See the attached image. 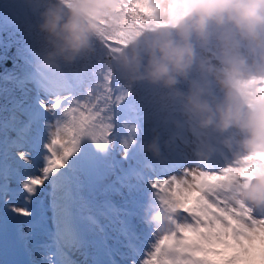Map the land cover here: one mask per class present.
Wrapping results in <instances>:
<instances>
[{
  "label": "clouds",
  "instance_id": "clouds-1",
  "mask_svg": "<svg viewBox=\"0 0 264 264\" xmlns=\"http://www.w3.org/2000/svg\"><path fill=\"white\" fill-rule=\"evenodd\" d=\"M213 28L233 39H221L216 52H198L196 42L206 47ZM35 29L38 70L54 73L102 45L105 79L118 72L128 81L160 85L200 128L237 130L239 137L225 139L234 149L232 161L211 173L228 182L234 204L253 214L264 210V0H43ZM181 81L187 89L178 87ZM141 148L162 154L155 135ZM225 169L231 171L220 175ZM190 194L149 192L144 219L158 239L178 229L179 201L187 207ZM247 264H264V251L257 247Z\"/></svg>",
  "mask_w": 264,
  "mask_h": 264
},
{
  "label": "rangeland",
  "instance_id": "rangeland-1",
  "mask_svg": "<svg viewBox=\"0 0 264 264\" xmlns=\"http://www.w3.org/2000/svg\"><path fill=\"white\" fill-rule=\"evenodd\" d=\"M2 5V0H0ZM18 1L12 2L8 0L5 4L3 1V8H0V27L2 25V16L6 11H16ZM6 18V17H5ZM27 36H29L27 34ZM225 39H233V37L224 36ZM33 40V38H31ZM30 40V37L25 39L24 62L26 63L25 72L26 78L18 80L21 86L20 91L24 99L15 95V92L10 88H6L2 93L6 97V108L14 113L15 121L8 118L2 120L0 125V160L5 155L9 157L15 151L12 147V141L17 138L16 129L21 126L23 122L29 119L28 113L23 111L29 105L35 103V98L39 92L41 99L49 101L56 97L60 99V107L55 109V115L48 111L41 109L43 115L32 125V134L34 135L37 128L46 134V143H50L52 139H58L61 144L71 147L69 141L74 137L79 139L80 148L88 145L93 151L96 150V140L103 141L99 136L94 135L93 132L97 130L102 121L97 120L96 116L91 112L85 115H92V127L86 130V134L80 135L77 132V125L75 117L78 121L82 113L78 104L80 98L76 94L78 92L79 84L81 82L80 74H68L63 67L54 73H46L34 67L35 59V43ZM37 40V39H35ZM34 41V40H33ZM111 44L115 42L110 41ZM242 45V50H244ZM219 46L213 52L218 50ZM206 51L205 48H203ZM115 84L113 87L119 91H113V94H120L121 99H117L119 109L117 110L115 124L111 126V143L108 145L107 161L101 165V171L106 170V164H115L114 169L107 170L102 179L92 177L95 193L98 190L107 189L104 194V199L110 201L116 208H127L135 212V201L148 194L145 192L148 180L160 179L161 181L170 180L173 176L179 181H186L182 183V189H187L190 184H193L192 173L199 175V172H219L227 166L233 159V148H230L225 139L227 137H239L241 134L235 129H229L225 132L215 131L211 133L208 128H200L195 121L185 119L182 111V104L176 114H172L168 119L153 118L150 113L146 117H141L137 112V107L133 108L130 101L129 93L127 96L122 95V85L127 82L118 72L114 77ZM140 84L146 83V80H137ZM136 81V82H137ZM128 83V82H127ZM142 84V87H143ZM77 88V91L74 89ZM164 96V93H160ZM22 97V96H20ZM171 102L173 99L170 97ZM10 102V103H9ZM51 102V101H49ZM19 104L21 107L14 108V104ZM156 105L157 103H153ZM169 104V105H170ZM152 105V104H151ZM167 107L161 108L160 114L167 115ZM59 120L60 133L59 135H52L56 131V121ZM45 120L51 122L53 127L50 129L44 128ZM97 120L98 122H96ZM183 123L182 127L177 128V121ZM156 121V126L160 129V134L157 135L160 140L162 154L160 157H154L150 153L142 150L141 144L145 142L144 137H149L152 132V137L157 133V129L153 130V122ZM7 122V126H6ZM114 124V121H110ZM107 124L105 125V127ZM154 127V129H155ZM151 129V130H149ZM150 131V132H149ZM154 132V133H153ZM95 136V140L93 139ZM156 136V135H155ZM222 145V149L219 145ZM61 144L52 145L51 149L46 150V155L51 156V152L55 151L57 155H62L63 147ZM125 145H127L125 147ZM126 154V155H125ZM79 153H74L70 156L69 162L75 159ZM46 164L41 163L39 168L42 169ZM64 167H68L67 164ZM134 169L140 170L144 173L145 180L137 187L129 189L128 187H120L116 184L115 187L119 191L108 188L116 181L118 175H122L123 171ZM194 169H198L195 170ZM61 171L63 169H60ZM188 170L189 175L185 176L184 172ZM34 176H38L43 180V184L37 186L38 194L34 197L30 204L27 205L31 209V217L17 218V214L10 209H6L3 200L11 199L9 197H0V264H51L48 257L56 251L58 242V226L56 221V214L53 207L52 188L48 181L43 176L42 171L34 172ZM85 180L84 194L87 195L88 177L82 176ZM136 184V181L132 182ZM9 187H15L14 181H9ZM175 188V184L171 186ZM188 199V206L194 203L197 195H200L198 188H192ZM211 200L212 197H206ZM97 203L99 199L95 197ZM102 201V202H103ZM17 206H20L17 203ZM183 216H189L188 213L181 210ZM131 226H135L137 231L140 229L147 230V225L142 224L138 217L133 214L131 216L123 217ZM190 219V216H189ZM101 223L106 225L104 233L98 231L83 233V239L80 244L70 249L69 256L74 264H131V261L126 260L124 253L127 252L126 237L121 232V225L119 222L112 223L107 219L101 218ZM87 222L82 221L80 227L86 228ZM155 239L152 243L154 244ZM63 243V241H60ZM151 249H145L143 254L138 258L141 261L150 259Z\"/></svg>",
  "mask_w": 264,
  "mask_h": 264
},
{
  "label": "snow or ice",
  "instance_id": "snow-or-ice-1",
  "mask_svg": "<svg viewBox=\"0 0 264 264\" xmlns=\"http://www.w3.org/2000/svg\"><path fill=\"white\" fill-rule=\"evenodd\" d=\"M49 101L41 99L38 92L35 103L22 109L28 113L29 119L16 129L17 138L12 141L15 150L13 154L10 157L5 155L0 160V181H2L0 197L11 196V199H4L3 204L6 209L16 213L17 218L31 217L32 211L27 205L38 194L37 186L44 182L38 176H34V172L42 171L52 188L53 207L58 226L56 251L48 257L51 264H74L66 249L80 244L85 231L104 233L106 225L101 223V218L112 223H120V230L126 237L127 252L124 255L131 264H247L257 247L264 251V210L253 214L246 208L234 204L226 195L228 182L218 180L210 172L201 171L199 175L192 173L194 183L187 189L181 187L182 183L187 182L179 181L175 176L170 180H148L145 188L147 194L160 189L183 197L187 192H191L192 188H198L201 193L195 197L191 206L187 204V207H183L184 201H179L183 212L188 213L190 219L189 216L181 214V224L178 229L162 240L158 239L151 225L145 223L148 195L135 201L134 213L127 208H116L108 200L97 203L92 177L102 179L107 170L115 167V164L107 163L106 170L101 171V165L106 163L108 157L111 126L107 125L108 134H105L103 141L96 140L95 151L86 144L81 150L79 139L76 137L69 141L71 147L64 146L58 139L46 143V134L37 128L33 135L32 125L43 115L41 109L55 115V109L60 107V99L56 97ZM96 101L101 100L97 98ZM16 107L21 106L17 103L14 104V108ZM85 107L87 108V105ZM93 107H96L95 103ZM80 116L77 132L84 135L86 130L92 127L93 117L84 116L83 113ZM16 119L14 113L9 117L11 121ZM52 127L53 124L45 120L44 128ZM55 127L56 131L52 135H59L58 119ZM93 139H96L95 136ZM57 144L63 147L62 155H57L55 151L51 152V156L46 155V150ZM74 153L79 155L69 162L68 158ZM41 163L47 166L40 169ZM65 164L68 167L65 168ZM230 171L225 169L220 175ZM84 175L88 177L87 195L84 194L86 186L82 178ZM184 175H189L188 170H185ZM144 180L142 171L129 169L118 175L116 181L108 188L119 191L115 187L119 184L120 187L132 189ZM9 181H14L15 187L10 188ZM133 181L137 183L133 184ZM160 182H164L162 189ZM173 184H175L174 189L171 187ZM209 196L212 197L211 200L206 198ZM17 203L20 206H17ZM133 214L142 224L147 225L146 231L144 229L137 231L135 226H131L123 218ZM82 221L87 222L86 228L80 227ZM153 239H155L154 244ZM149 248L150 259L141 261L138 257Z\"/></svg>",
  "mask_w": 264,
  "mask_h": 264
},
{
  "label": "trees",
  "instance_id": "trees-1",
  "mask_svg": "<svg viewBox=\"0 0 264 264\" xmlns=\"http://www.w3.org/2000/svg\"><path fill=\"white\" fill-rule=\"evenodd\" d=\"M8 3V0H2ZM15 2V0H11ZM19 2L16 7V11H6L2 16V25L0 27V125L2 126V120L8 118L12 115V112L6 108V97L3 95V91L10 87L15 95L19 98L24 99L22 91H20L21 86L18 84V80H24L26 78L24 62L25 52V39L30 37L34 45L37 44V32L35 29V21L38 17V12L40 7L43 6V0H16ZM6 17V18H5ZM216 30L212 29V35L210 36L208 43H212L217 40ZM27 34L29 36H27ZM115 42V41H113ZM196 42V48L198 52L201 51ZM106 62L107 54L106 49L102 45H97L95 51L92 54L82 56L74 64L63 65V69L68 74L78 73L80 74L81 82L79 84L78 92L79 95V106L84 114L88 111L96 116L97 120L102 121L103 126H99L94 133V135L99 136L100 139H104L105 134H107V126L115 125L116 113L119 109L117 99H121L119 95L113 94V91H119L117 88L113 87L116 82L114 77L116 73L111 76L110 79H105L106 74ZM192 76L197 75L195 69L193 70ZM128 82V83H127ZM122 85V95L125 97L129 93L131 104L134 109L135 106L137 110H141L142 113L148 112L152 115L156 114V106L158 104L162 105L166 103L168 90L164 89L160 85L152 84L150 82L139 83L138 81H128ZM143 84V87H142ZM118 86V84H116ZM187 81H181L178 85L181 89H187ZM119 87V86H118ZM77 91V88L74 89ZM164 93L161 96L160 93ZM22 96V97H20ZM100 98L101 101H96ZM126 98V97H125ZM10 103V102H9ZM93 103L96 107H93ZM153 103H157L154 105ZM152 104V105H151ZM87 105V108L85 107ZM103 109V110H101ZM92 116V115H90ZM93 117V116H92ZM81 118V117H79ZM95 120L96 122H98ZM76 123H78V118L75 117ZM110 121H114V124ZM88 182V179H86ZM105 190H98L95 196L102 200L104 198Z\"/></svg>",
  "mask_w": 264,
  "mask_h": 264
}]
</instances>
